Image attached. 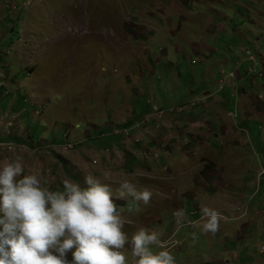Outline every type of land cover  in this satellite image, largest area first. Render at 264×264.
<instances>
[{
  "label": "rangeland",
  "instance_id": "1",
  "mask_svg": "<svg viewBox=\"0 0 264 264\" xmlns=\"http://www.w3.org/2000/svg\"><path fill=\"white\" fill-rule=\"evenodd\" d=\"M17 155L51 190H150L114 201L123 230L175 264H264V0H0V160Z\"/></svg>",
  "mask_w": 264,
  "mask_h": 264
},
{
  "label": "clouds",
  "instance_id": "2",
  "mask_svg": "<svg viewBox=\"0 0 264 264\" xmlns=\"http://www.w3.org/2000/svg\"><path fill=\"white\" fill-rule=\"evenodd\" d=\"M152 195L128 179L114 193L92 174L51 190L25 172L21 156L0 160V264H128L126 244L134 264H175L157 232L140 228L129 239L114 203L131 197L147 204ZM204 227L214 228V218Z\"/></svg>",
  "mask_w": 264,
  "mask_h": 264
},
{
  "label": "crops",
  "instance_id": "3",
  "mask_svg": "<svg viewBox=\"0 0 264 264\" xmlns=\"http://www.w3.org/2000/svg\"><path fill=\"white\" fill-rule=\"evenodd\" d=\"M159 14H160V11H159ZM179 14H180V15H183V13H182V12H180ZM193 62H195V61H194V60H192V63H193ZM207 101H208V98H207ZM207 105H208V104H207ZM133 127H134V126H133ZM129 140H130V138H129Z\"/></svg>",
  "mask_w": 264,
  "mask_h": 264
},
{
  "label": "bare ground",
  "instance_id": "4",
  "mask_svg": "<svg viewBox=\"0 0 264 264\" xmlns=\"http://www.w3.org/2000/svg\"><path fill=\"white\" fill-rule=\"evenodd\" d=\"M179 112V111H178ZM169 116V115H168ZM140 126H142V125H140ZM127 137V136H126Z\"/></svg>",
  "mask_w": 264,
  "mask_h": 264
}]
</instances>
